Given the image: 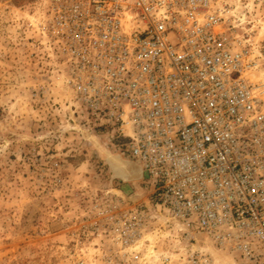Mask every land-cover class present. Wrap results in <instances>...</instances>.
Instances as JSON below:
<instances>
[{
    "label": "built area",
    "instance_id": "1",
    "mask_svg": "<svg viewBox=\"0 0 264 264\" xmlns=\"http://www.w3.org/2000/svg\"><path fill=\"white\" fill-rule=\"evenodd\" d=\"M47 11L45 47L71 98L143 170V200L107 191L84 214L102 256L216 264L214 248L264 264V0H49Z\"/></svg>",
    "mask_w": 264,
    "mask_h": 264
},
{
    "label": "rangeland",
    "instance_id": "2",
    "mask_svg": "<svg viewBox=\"0 0 264 264\" xmlns=\"http://www.w3.org/2000/svg\"><path fill=\"white\" fill-rule=\"evenodd\" d=\"M48 5L0 0V264H118L102 256L108 248L84 214L107 191L135 201L145 193L140 179L124 178L133 162L112 131L64 86L41 30ZM210 250L216 264H234Z\"/></svg>",
    "mask_w": 264,
    "mask_h": 264
},
{
    "label": "bare ground",
    "instance_id": "3",
    "mask_svg": "<svg viewBox=\"0 0 264 264\" xmlns=\"http://www.w3.org/2000/svg\"><path fill=\"white\" fill-rule=\"evenodd\" d=\"M120 163L124 166L125 162L120 160ZM124 178L125 179H131V178H135V177H140L142 174V169L139 165L135 164V163H131L130 166H124Z\"/></svg>",
    "mask_w": 264,
    "mask_h": 264
},
{
    "label": "water",
    "instance_id": "4",
    "mask_svg": "<svg viewBox=\"0 0 264 264\" xmlns=\"http://www.w3.org/2000/svg\"><path fill=\"white\" fill-rule=\"evenodd\" d=\"M133 163H135V162H133ZM135 164H137V163H135ZM138 165V164H137ZM140 166V165H139ZM141 167V166H140ZM142 169V168H141ZM143 177V170H142V174H141V176L140 177H135V178H133V179H141ZM123 178V177H122ZM124 179V178H123ZM133 179H130V180H133Z\"/></svg>",
    "mask_w": 264,
    "mask_h": 264
}]
</instances>
